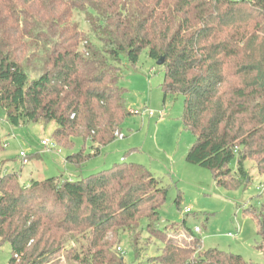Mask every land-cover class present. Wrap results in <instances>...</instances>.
Wrapping results in <instances>:
<instances>
[{
	"label": "trees",
	"instance_id": "1",
	"mask_svg": "<svg viewBox=\"0 0 264 264\" xmlns=\"http://www.w3.org/2000/svg\"><path fill=\"white\" fill-rule=\"evenodd\" d=\"M144 50L163 59L164 98H183L182 125L194 136L186 162L209 169L228 190L249 183L247 161L264 174V0H0L5 121L54 123L49 150L58 154L78 137L89 142V152L65 158L80 169L120 134L130 115L118 86L121 58L135 66ZM166 196L134 163L27 185L18 173L0 172V242L9 244L8 264H60V253L62 264H124L123 236L137 260L141 223L151 234ZM244 212L264 255V204ZM187 234L189 244L160 235L156 264H247Z\"/></svg>",
	"mask_w": 264,
	"mask_h": 264
},
{
	"label": "rangeland",
	"instance_id": "2",
	"mask_svg": "<svg viewBox=\"0 0 264 264\" xmlns=\"http://www.w3.org/2000/svg\"><path fill=\"white\" fill-rule=\"evenodd\" d=\"M72 18L89 34L83 15L74 14ZM121 60L123 73L118 86L123 89L130 115L116 140L102 148L98 157L76 169L65 158L81 149L89 152V142L78 137L72 149L58 147L56 150L61 151L58 154L41 145V141H51L54 123L11 127L0 108V141L5 145L0 151V172L18 173L20 184L27 185L31 180L50 177L79 179L120 162L141 165L166 190L167 198L158 209L151 234L145 231L146 222L141 223L143 233L137 260L127 236H123L118 248L124 264H156L155 257L160 255L163 245L158 239L160 235L162 239L173 238L189 244L192 239L187 230L200 239L204 250L214 248L238 254L247 264H264L255 222L244 212L248 208L258 211L264 204V174H259L255 165L247 161L244 164L249 179L246 186L235 190L216 186L209 169L185 160L194 136L182 125L183 98L169 94L164 98L163 67L156 65L146 50L135 66L123 57ZM234 167L232 162L230 168ZM196 228L201 232L195 233ZM229 233L234 236L228 237ZM64 255L58 256L60 264L64 263ZM9 257V244L0 242V264H8Z\"/></svg>",
	"mask_w": 264,
	"mask_h": 264
},
{
	"label": "built area",
	"instance_id": "3",
	"mask_svg": "<svg viewBox=\"0 0 264 264\" xmlns=\"http://www.w3.org/2000/svg\"><path fill=\"white\" fill-rule=\"evenodd\" d=\"M150 115V114H149ZM41 145L42 146H45L46 148H48V149H54L55 148V144L52 142V141H47V140H44V141H41ZM59 152V151H58ZM19 156L21 157V158H25V155L23 154V153H20L19 154ZM23 163L25 164L26 163V160L25 159H23ZM187 211V210H186ZM201 231L198 229V228H196L195 229V233H200ZM227 236L228 237H233L234 235L232 234V233H229V234H227ZM118 250V252H121V249L120 248H118L117 249ZM122 253V252H121Z\"/></svg>",
	"mask_w": 264,
	"mask_h": 264
},
{
	"label": "water",
	"instance_id": "4",
	"mask_svg": "<svg viewBox=\"0 0 264 264\" xmlns=\"http://www.w3.org/2000/svg\"><path fill=\"white\" fill-rule=\"evenodd\" d=\"M162 64H163V59H159L158 61H156V65L162 66Z\"/></svg>",
	"mask_w": 264,
	"mask_h": 264
}]
</instances>
